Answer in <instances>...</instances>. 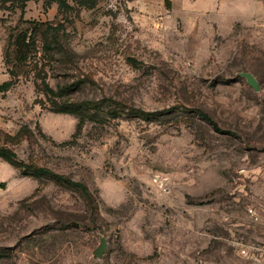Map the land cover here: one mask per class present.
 Returning a JSON list of instances; mask_svg holds the SVG:
<instances>
[{
  "label": "rangeland",
  "instance_id": "rangeland-1",
  "mask_svg": "<svg viewBox=\"0 0 264 264\" xmlns=\"http://www.w3.org/2000/svg\"><path fill=\"white\" fill-rule=\"evenodd\" d=\"M51 1L0 8V84L16 72L0 144L90 195L0 158V264H264V0ZM35 25L26 62L5 65L8 36ZM43 79L100 115L76 133Z\"/></svg>",
  "mask_w": 264,
  "mask_h": 264
},
{
  "label": "trees",
  "instance_id": "trees-1",
  "mask_svg": "<svg viewBox=\"0 0 264 264\" xmlns=\"http://www.w3.org/2000/svg\"><path fill=\"white\" fill-rule=\"evenodd\" d=\"M72 1L74 4L78 6L92 8L95 5L96 0H72ZM8 2L20 3L21 17H22L25 10L26 0H0V8H6V4ZM51 2H57L59 9L61 8V6L67 7V4L64 0H52ZM36 27L37 25H35V27L31 29L32 32L28 30H20L17 34L15 35L12 34L8 36L6 47L4 48L3 51V62L5 65L12 63V61H14L18 65H22L26 62L29 55L31 54L30 49L33 48L35 45ZM10 45L13 46L12 54L9 51ZM8 73L10 74L11 78L9 80L3 81L0 84V92L6 91L13 83L12 78L16 76V72L12 68L8 70ZM40 89L46 97L50 98L53 107L52 108L53 112L70 114V115H74L77 118L78 122L76 125V133L82 129L87 119H92L100 115L99 109L94 108L93 105H91V102H89V100H82L80 102H69V101L58 102L56 98L61 99L64 96L63 88L59 87L57 93L50 87V85L44 79L41 82ZM104 99L107 104L109 116L111 118H114L118 113L117 111H119L120 109L119 106L116 105H121V103L117 102L116 100H113L111 97H107ZM128 111L131 112L130 115L138 116L145 120H151L152 118L156 117V115L159 114L158 112L144 111L135 108L130 109ZM197 115L199 118L211 124L212 128L215 131L221 133H229L227 130L220 129L217 126L216 122L213 121L207 113L201 110H197ZM24 133H29V130L26 127H22L16 133L15 136L12 137L7 136V137L9 139L16 140V139H20V136ZM74 136L75 135H72V138H74ZM72 142L73 140H68L60 144L65 145V144H71ZM0 158L3 161L10 164L11 166H13L14 168L18 169L20 174L23 176L32 177L38 180V182H41L43 178H46L54 182L56 185L65 186L71 189H76L86 197L90 195L88 187L81 182L73 181L68 176L64 174L56 173L46 167L37 166L32 163H24L22 161H19L16 157L15 152L11 148L7 147L5 145V142L4 144H0Z\"/></svg>",
  "mask_w": 264,
  "mask_h": 264
},
{
  "label": "water",
  "instance_id": "water-1",
  "mask_svg": "<svg viewBox=\"0 0 264 264\" xmlns=\"http://www.w3.org/2000/svg\"><path fill=\"white\" fill-rule=\"evenodd\" d=\"M243 76L245 77L246 79V82L247 84L253 88L254 91H258L259 90V86H258V83L256 81V79L254 78V76L247 72V73H244ZM106 242H101L99 244V246L94 250V255L97 256V257H100L102 256V254L104 253V251L106 250Z\"/></svg>",
  "mask_w": 264,
  "mask_h": 264
},
{
  "label": "built area",
  "instance_id": "built-area-1",
  "mask_svg": "<svg viewBox=\"0 0 264 264\" xmlns=\"http://www.w3.org/2000/svg\"><path fill=\"white\" fill-rule=\"evenodd\" d=\"M250 213H252L251 215H255V213L250 209L249 210Z\"/></svg>",
  "mask_w": 264,
  "mask_h": 264
},
{
  "label": "crops",
  "instance_id": "crops-1",
  "mask_svg": "<svg viewBox=\"0 0 264 264\" xmlns=\"http://www.w3.org/2000/svg\"><path fill=\"white\" fill-rule=\"evenodd\" d=\"M45 11V10H44Z\"/></svg>",
  "mask_w": 264,
  "mask_h": 264
}]
</instances>
